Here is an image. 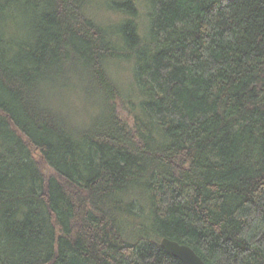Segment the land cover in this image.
<instances>
[{
    "label": "trees",
    "instance_id": "16d2710c",
    "mask_svg": "<svg viewBox=\"0 0 264 264\" xmlns=\"http://www.w3.org/2000/svg\"><path fill=\"white\" fill-rule=\"evenodd\" d=\"M163 238L264 264V0H0V264Z\"/></svg>",
    "mask_w": 264,
    "mask_h": 264
},
{
    "label": "water",
    "instance_id": "95a60500",
    "mask_svg": "<svg viewBox=\"0 0 264 264\" xmlns=\"http://www.w3.org/2000/svg\"><path fill=\"white\" fill-rule=\"evenodd\" d=\"M161 246L183 264H206L205 261L189 246L182 245L168 238L161 240Z\"/></svg>",
    "mask_w": 264,
    "mask_h": 264
},
{
    "label": "rangeland",
    "instance_id": "374dc122",
    "mask_svg": "<svg viewBox=\"0 0 264 264\" xmlns=\"http://www.w3.org/2000/svg\"><path fill=\"white\" fill-rule=\"evenodd\" d=\"M86 105H87V102L84 101L83 104H82V108H85ZM43 169H44L45 173H47V174L50 173V170L47 167L43 166Z\"/></svg>",
    "mask_w": 264,
    "mask_h": 264
}]
</instances>
